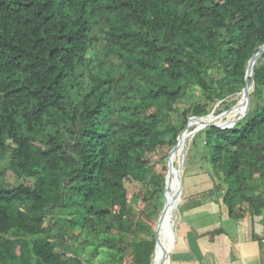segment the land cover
Returning a JSON list of instances; mask_svg holds the SVG:
<instances>
[{
	"label": "trees",
	"instance_id": "trees-1",
	"mask_svg": "<svg viewBox=\"0 0 264 264\" xmlns=\"http://www.w3.org/2000/svg\"><path fill=\"white\" fill-rule=\"evenodd\" d=\"M263 45L264 0H0V264H150L166 153ZM251 96L192 144L232 221L264 209V52Z\"/></svg>",
	"mask_w": 264,
	"mask_h": 264
},
{
	"label": "rangeland",
	"instance_id": "rangeland-1",
	"mask_svg": "<svg viewBox=\"0 0 264 264\" xmlns=\"http://www.w3.org/2000/svg\"><path fill=\"white\" fill-rule=\"evenodd\" d=\"M252 91H253V88H252ZM250 95H251V93L249 94V106L254 101V97L253 96L250 97ZM238 97H239V93L237 95L233 96V97L228 98L227 99V103H221V102L216 103L214 108L211 109V111L208 113L207 116H204V117H194V116H192L193 118L189 117L188 120H187V124H186V126L184 128L185 130L181 133V135L179 137L180 140L183 141L182 145H179L180 144V142H179L177 144V146L175 147V149L173 147L168 153H166L167 156H166L165 162L163 164L164 166H167V170L165 171L166 172V178H165L166 181H168V178H170L171 170H173L174 168H175L174 170H176V169L179 170V164L180 163H181V170L182 171H180V175L179 176H180V179H181V187H182V189H183V185H184L183 182H182V177L186 176V182H185L186 183V189L185 190L188 193V195H187L188 196V201L187 202H185V200L181 201L178 204L177 209H175V211L173 213L172 220L170 219L171 225L173 226L172 228L175 230L177 237H178L179 234L183 235L185 233V231L190 228V223L188 224L187 222L189 220L190 221L192 220V218H191V216H192L191 214L192 213L191 212H187L186 210L183 213L185 205L189 206V202H193V203H195L197 205L204 204V205H206L205 207L208 210H210V207L212 206V204H210V203H212V201L214 199V195L210 196V195L206 194L208 189L211 187L207 183V180L209 179V177L207 175V171L206 170H208V169L206 167V164H205L203 158L201 157L202 154H201L200 149L198 151L192 153L193 138H194V136L197 133L201 132L206 127H209L208 125H204L205 124L204 120L207 119V118L210 119V123L209 124L214 123V125H216L218 127H230V126L234 125L235 122L237 120H239L242 116H244L247 113L248 109H249V106H248V109L245 112V109H246L245 102H246V100H244L241 103L240 107L235 111L236 116H235L234 120L229 119L228 117L225 118L224 120L218 119V118L224 117L225 115H222V114H224L227 110H229L231 107L233 108L236 105ZM196 118H199V119H196ZM195 121H196V123H194V125H192V127L188 126L191 122L193 123ZM195 129H200V131L196 132L193 135H191L190 133L193 130H195ZM177 148H179V149H177ZM165 149L166 148H163V151H165ZM181 152H183V157L181 155ZM3 164H4V162H0V167H2ZM172 178H175V177L172 175ZM4 180L6 182L12 184V185H15V184H18V183L21 182V179H18L9 170H7L5 172ZM29 183L31 184L30 181H29ZM126 185H127V188H128V198H129V200H131L133 195L140 194L139 191L141 190V188H140V186L138 184H136L134 182H132V183L129 182ZM194 192H197V194H198V199L197 200L192 199V198L195 197ZM181 194H182L181 196H183L184 190L182 191ZM189 200H191V201H189ZM217 200L219 202V197L218 196H217ZM131 204L134 206L133 202H131ZM163 204H164V200H163ZM219 206H221V205L218 204V207ZM162 207H163V205H162ZM162 207L160 209V212H161L160 220L164 221L165 213L161 211ZM134 208H135V206H134ZM169 210L171 212L173 210V201L170 202V204H169ZM220 211H221V213L223 215L225 214V209H224L223 206H221ZM160 212H159V214H160ZM167 213H169V211H167ZM135 216H136V211L134 210L132 213L129 214L127 220L128 221L134 220ZM162 216H163V219H161ZM166 221L167 220H165V222ZM223 227L229 228V230L231 228V227H227V226H224V225H223ZM184 229H185V231H184ZM191 230H193V228ZM211 230H209L210 232L213 233L211 241H213V239L216 238V244L217 245L214 246L209 241L210 244L208 243V244L203 246V249L201 250V253L205 254L203 256L204 263L205 264L213 263L214 260L211 257L212 254H213L214 256L215 255L218 256V260H219L220 264H245V262L247 260V257H241V256H247L248 252L240 253L241 251H238V253H240V255L234 258V256H236V255L233 252V246H235L237 249H239V247H241L245 243V241H243L244 240L243 238H241V239L239 238V233L236 236V238L235 237H232V238L231 237H229V238L227 237L226 238L227 242H228L227 243L223 239H221V241L219 242V238H221V237H220V234L214 233V231L216 230L215 224L213 225ZM154 234H155V229H154ZM229 235H232V233L229 232ZM187 239L188 238H183L182 239L181 247L177 248V250H175V252L171 256V264H184V263H188L189 262V260L187 259L188 253L185 252V249H184V246H183L184 242H186ZM177 243H178V241H176V245H177ZM223 244H226L225 247H224L225 251H223L222 249L218 250L216 248L218 246H224ZM211 247L213 249H215V250L217 249V251L211 250ZM173 249H172V251H173ZM209 251H211L212 253L209 252Z\"/></svg>",
	"mask_w": 264,
	"mask_h": 264
},
{
	"label": "crops",
	"instance_id": "crops-1",
	"mask_svg": "<svg viewBox=\"0 0 264 264\" xmlns=\"http://www.w3.org/2000/svg\"><path fill=\"white\" fill-rule=\"evenodd\" d=\"M185 194L186 196L188 195L187 192H185ZM194 194L198 195L197 192H194ZM187 201H188V196L185 199V202ZM210 204H212V206L210 205L212 207V208L210 207V210H208L205 207L206 205L204 204L197 205L193 202H189V206L185 205L183 213L185 210L187 212H191L192 222L189 220L187 223L188 224L190 223V228L186 231L184 229L185 233L183 235L179 234L178 237H176V241H178L177 248L181 247V241L183 238H188L183 245L185 252L188 253L187 259H189V262L185 264H205L203 261V256L205 254L201 253L203 246L208 244L209 241L214 246L217 245L216 238H214L213 241H211L212 237H210L211 232L209 231L211 230L214 224L216 226L215 232L217 231L218 228L223 227V225L227 227H231L230 230L229 228L223 227L227 235L220 234L221 238H219V242L221 241V239L227 242L226 239L227 237L236 238L238 233H239V238L244 239L243 241H245V243L244 245L239 247V249L233 246V252L236 255L234 256V258L239 256L240 253L248 252L247 256H241V257H247L245 264H264V209L262 214L260 215L257 216L248 215L241 221H232L227 217L226 211L224 215L221 213L220 211L221 206L218 207L219 202L217 200V196H214V199ZM192 228L193 230H191ZM229 232H231L232 235H229ZM226 244H223L224 246H218L216 248L218 250L222 249L223 251H225L224 247ZM175 245L176 242L174 243L173 247ZM172 249L170 250V252L172 251ZM217 249L215 250L211 247V250L217 251ZM238 251L241 252L238 253ZM170 252H169V259H170ZM211 257L214 261L213 263L210 264H220L217 255L214 256L212 254ZM169 264H170V260H169Z\"/></svg>",
	"mask_w": 264,
	"mask_h": 264
},
{
	"label": "bare ground",
	"instance_id": "bare-ground-1",
	"mask_svg": "<svg viewBox=\"0 0 264 264\" xmlns=\"http://www.w3.org/2000/svg\"><path fill=\"white\" fill-rule=\"evenodd\" d=\"M259 57L258 56H254L252 59H251V61L249 62V64H248V68H247V70H248V74L249 75H251L252 74V72H253V67H254V65H255V63H256V61H257V59H258ZM252 84H250L249 82H248V85H247V88L244 90V91H242V92H240L239 93V97H238V99H237V103H236V105L232 108V111H231V113L229 114V116H228V118L229 119H232V120H234L235 119V116H236V113H235V111L240 107V105H241V103L244 101V100H246V97L247 96H249V94L251 93V91H252ZM196 119H199V118H196ZM204 122H205V124L204 125H208V126H210V125H214V123H211V124H209L210 123V119H205L204 120ZM194 123H196V121L195 122H191L188 126L189 127H192V125H194ZM200 123V122H199ZM199 126V125H198ZM201 126V125H200ZM204 127V126H203ZM184 131V130H183ZM188 132V131H187ZM187 134V133H186ZM185 136V135H184ZM180 142V144L179 145H182V143H183V141L182 140H180V138H178V141H177V144ZM186 144V143H185ZM184 145V144H183ZM177 146V145H176ZM175 149V148H174ZM177 149H179V148H177ZM175 169V168H174ZM171 170V173H170V178H168V185L167 186H169V185H171L172 184V182L171 181H173V179L174 178H172V175L175 177V172H177L178 170L176 169V170ZM169 189H170V193L166 196V200H165V206L163 207V209H162V212H164L165 213V217H164V221H162L161 220V229L159 230V233H158V244H157V248H156V251H155V254H154V256H153V264H167L168 263V258H166V256L164 255V251H166V249L168 248V241H166V239L167 238H163V228H164V225H166V223H165V220H168V219H171L172 220V217H173V213H174V211H175V209L173 208V210H172V212L169 210V204H170V202H172L173 201V194H174V192H175V190H176V186L174 187V186H169ZM173 203H174V201H173ZM167 211H169V213H167ZM161 219H163V216L161 217ZM167 222V221H166ZM171 222V221H170ZM165 245L167 246V247H165Z\"/></svg>",
	"mask_w": 264,
	"mask_h": 264
},
{
	"label": "water",
	"instance_id": "water-1",
	"mask_svg": "<svg viewBox=\"0 0 264 264\" xmlns=\"http://www.w3.org/2000/svg\"><path fill=\"white\" fill-rule=\"evenodd\" d=\"M263 52H264V45L260 47V49L254 54V56H258L259 57ZM247 68H248V66H247ZM247 68H246L245 77H244L245 85H244L242 91H244L247 88L248 79L249 78H250L249 83L252 84V87H253V72H252L251 75H249ZM245 104H246V109H245V112H246V110L248 109V106H249V96L246 97ZM211 126H215V125H211ZM183 130H185V129H183ZM199 131H200V129H195L190 134L193 135V134H195L196 132H199ZM180 134H179V136H180ZM179 136H178V138H179ZM178 138H177V141H178ZM176 145H177V143L175 144L174 148L176 147ZM181 155L183 157V152H181ZM180 171H182L181 170V163L179 164V170L174 173L175 174V178H174L173 181H171L172 184L169 185V186H174V187L176 186V190H175V192L173 194V201H174L173 208L174 209H177L178 204L181 202L182 187H181V179H180V176H179L180 175ZM165 183H166V189L164 190V193H163V197H164L163 207L165 206L166 196L170 193L169 186H167V184H169V183H167L166 180H165ZM163 207H162V209H163ZM160 215H161V212H160L159 216L157 217V223H156V228H155V246H154L153 252L151 254L150 264H153L152 260H153V256L155 254V251H156V248H157V244H158V239H159L158 238V233H159V230L162 228L161 227L162 223H161V220H160ZM165 223H166V225H164V228H163V235H164L163 238H167L166 241H168V248L166 249V251H164V255L166 256V258H168V263L167 264H169V260H170L169 259V252L172 249L174 243L176 242L177 235H176L175 230L172 228L173 226L171 225L170 219H168L167 222H165ZM165 247H167V246L165 245Z\"/></svg>",
	"mask_w": 264,
	"mask_h": 264
}]
</instances>
